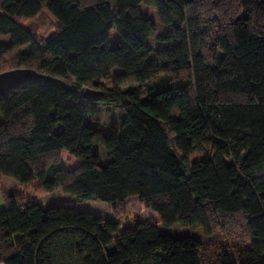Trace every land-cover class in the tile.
Instances as JSON below:
<instances>
[{
    "label": "trees",
    "instance_id": "obj_1",
    "mask_svg": "<svg viewBox=\"0 0 264 264\" xmlns=\"http://www.w3.org/2000/svg\"><path fill=\"white\" fill-rule=\"evenodd\" d=\"M43 9L60 26L40 40L21 19ZM0 13V73L53 78L0 99V176L76 202L7 191L0 263L204 264L208 243L162 227L226 224L246 241L217 264H264V0H0ZM132 196L160 221L82 207Z\"/></svg>",
    "mask_w": 264,
    "mask_h": 264
},
{
    "label": "rangeland",
    "instance_id": "obj_2",
    "mask_svg": "<svg viewBox=\"0 0 264 264\" xmlns=\"http://www.w3.org/2000/svg\"><path fill=\"white\" fill-rule=\"evenodd\" d=\"M1 14V13H0ZM21 22L28 26L34 33V35L44 40L53 35L59 29V21L48 10L43 9L39 15L34 18L21 19ZM11 55H7L3 61V68H9V62ZM115 113H120L121 110L114 108ZM107 124H111L109 118L105 119ZM53 158L52 160H54ZM62 165L67 168H74L80 164V160L72 156L67 151H63L56 158ZM18 193L22 197L32 199L41 204L55 205L63 204L65 202H75V199L69 195L64 194L62 191H57L54 194H46L42 192L39 185L35 183L26 184L21 186L17 180L10 177H0V211L6 208V192ZM40 193V194H39ZM76 203V202H75ZM85 211H94V215L102 218L118 219L122 222V225H127L135 222L137 219L154 221H160V217L152 211L145 202L141 201L137 196L130 197L122 205L112 206L105 203L100 204H85L82 205ZM237 222L239 220L236 219ZM162 232L171 236H185L191 235L200 240L203 243H208L203 248V257L205 259L204 264H217L219 253L225 248L240 247L242 241L246 239L243 237L240 229L234 228L232 231L226 224L217 225L213 235H205L201 228H183V227H162ZM244 241V242H245ZM4 264V263H0Z\"/></svg>",
    "mask_w": 264,
    "mask_h": 264
},
{
    "label": "water",
    "instance_id": "obj_3",
    "mask_svg": "<svg viewBox=\"0 0 264 264\" xmlns=\"http://www.w3.org/2000/svg\"><path fill=\"white\" fill-rule=\"evenodd\" d=\"M53 78L42 72L29 67H18L0 73V99L5 98L8 94L25 83L31 82H50ZM85 95L90 98H98V91L87 88Z\"/></svg>",
    "mask_w": 264,
    "mask_h": 264
},
{
    "label": "crops",
    "instance_id": "obj_4",
    "mask_svg": "<svg viewBox=\"0 0 264 264\" xmlns=\"http://www.w3.org/2000/svg\"><path fill=\"white\" fill-rule=\"evenodd\" d=\"M1 177V176H0Z\"/></svg>",
    "mask_w": 264,
    "mask_h": 264
}]
</instances>
